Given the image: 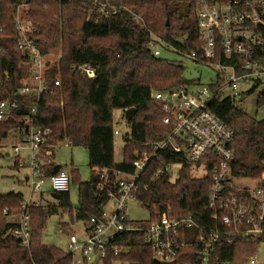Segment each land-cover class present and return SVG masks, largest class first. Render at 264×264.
<instances>
[{"label":"trees","instance_id":"trees-1","mask_svg":"<svg viewBox=\"0 0 264 264\" xmlns=\"http://www.w3.org/2000/svg\"><path fill=\"white\" fill-rule=\"evenodd\" d=\"M108 3L120 11L95 22L92 0H1L0 102L16 98L24 108L12 118L0 121V148L2 141L19 126L18 118L34 106L33 124L51 129L49 142L53 146L67 141L71 147L86 150L90 179L81 181L74 169L69 173L70 184L72 180L78 185L76 208L70 203L68 190L60 193L57 201L30 209L28 248L8 234L15 224L6 221V215L21 212L22 193H0V264H71V256L66 252L42 244L41 233L47 219L59 210L67 212L71 224L73 219L86 222L100 218L110 195L116 193L115 172L132 173L134 153L148 149L149 144L170 132V127L162 123L166 115L161 104L151 99L150 93L195 83L184 78L181 63L154 57L144 46L150 34H154L177 49L196 48L193 0H108ZM22 4L26 5L21 10L22 17L34 29L31 38L39 51L48 56V81L53 85L57 79L60 84L52 94H43L37 104L34 97H17L21 81L30 75L27 57L17 48L14 22L16 8ZM184 37L187 39L182 43L180 39ZM82 64L97 67L96 76L88 78L72 69ZM220 84L221 81L211 88ZM260 85V80L254 81L243 95ZM256 105H264V87L257 95ZM116 110H134L128 120L130 134L125 138L120 163L114 159ZM208 110L233 132L234 159L230 165L233 179L252 180L264 190V119L249 116L230 97L215 96ZM173 162L184 164L175 183H170L167 175L154 176L161 166ZM102 170L106 172L103 174ZM142 177L146 189L136 195V200L148 209L150 216L148 220L137 221V225L146 227L166 213L175 219L191 217L205 232L215 227L207 204L209 174L194 178L190 164L176 153L158 152L149 160ZM236 191L244 195L249 192L241 186ZM60 229L71 233L68 224ZM262 237L235 239L231 245L219 241L217 255L224 263L244 264L257 255ZM131 239L130 251L120 256L110 255L102 264H162L154 258L142 232L134 233ZM198 250L195 246L185 252L191 257L189 261L194 262Z\"/></svg>","mask_w":264,"mask_h":264},{"label":"built area","instance_id":"built-area-1","mask_svg":"<svg viewBox=\"0 0 264 264\" xmlns=\"http://www.w3.org/2000/svg\"><path fill=\"white\" fill-rule=\"evenodd\" d=\"M193 1L198 42L196 48L177 49L154 34H150L144 46L154 57H160V48H165L197 65L210 68L216 73V80L209 86L199 88H192L194 83L150 93V98L161 104L166 115L162 123L170 127V132L149 144L148 149L134 153L132 173L115 172L113 185L116 193L110 195L100 218L84 222L83 236L68 234L69 252L66 254L71 256V264H102L110 255H123L130 251L131 237L136 232H142L144 241L159 263L176 264L182 261L181 264H228L217 255L219 241L231 245L235 239L246 240L263 235L264 190L257 186L253 189L245 187L249 190L246 195L236 191L240 185L233 179L230 168L234 159V135L208 110V104L224 90H229L233 100L240 98L243 101L242 86L250 87L264 74V0ZM92 2L95 22L108 19L120 11L110 6L108 0ZM1 5L0 0V22ZM23 6L26 5L17 6L14 22L18 33L17 48L27 57L30 75L21 81L17 97H34L37 104L43 94H52L60 84L57 79L53 85L48 81V56L39 51L31 38L34 29L22 17ZM2 30L0 25V33ZM186 39L184 37L180 41L184 43ZM72 69L85 77L94 78L97 67L82 64ZM219 81V87L212 89L211 85ZM22 108L24 104L16 98L0 102V121L12 118ZM34 114L33 106L28 113L18 118L19 126L12 131L15 136L12 148L14 167L17 171H25L18 182L28 190V194H22L21 212L18 215H6V221L15 224L8 234L15 236L20 245L26 248L31 240L30 209L57 201L52 198V194L66 192L70 186V176L66 170L60 167L53 173L57 166L53 151L58 145L53 146L49 142L50 128L34 126ZM114 134L117 132L114 131ZM158 152L176 153L190 164V173L194 178L210 175L207 204L215 223L212 230L202 231L191 217L175 219L166 213L146 227L129 219L126 212L128 204L137 202L136 195L146 189L142 172ZM183 165L182 162L164 164L154 176L167 175L168 181L173 184ZM175 167L178 169L175 170ZM199 170L203 171L200 177ZM105 172L102 170L103 174ZM108 205H111L109 209ZM195 246L199 250L196 251L194 262H191V257L185 252ZM244 264H258L257 256L248 258Z\"/></svg>","mask_w":264,"mask_h":264},{"label":"rangeland","instance_id":"rangeland-1","mask_svg":"<svg viewBox=\"0 0 264 264\" xmlns=\"http://www.w3.org/2000/svg\"><path fill=\"white\" fill-rule=\"evenodd\" d=\"M160 58L167 59L169 61H174L181 63L184 67V78L189 81H194L195 86L192 88H199L204 86H209L216 80V73L205 66L197 65L183 57L179 54L168 51L165 48H160ZM261 85L257 87L253 92L247 94L243 101L240 98L234 99V103L237 107L247 113L249 116L256 118L257 120L264 119V105L257 107L256 99L257 95L264 87V74L259 78ZM251 87V86H250ZM245 85L242 86L243 92L250 89ZM231 93L229 90H224L219 94V98L223 99L230 97ZM128 117L126 112L122 110H116L113 113V126L114 131V159L116 163L122 162L123 159V148L125 138L130 134V128L128 125ZM15 143L14 133L11 132L9 136L4 139L1 143L0 148V193L6 194L8 192L22 193L24 196L28 194V190L18 182V178L22 177L24 170L17 171L14 167V158L12 156V148ZM54 162L57 166L66 170L68 173L72 169L77 171V174L81 181L85 182L90 179V169L87 162V152L81 147H71L68 145L67 141L61 142L54 149ZM178 167H175L177 170ZM203 171H198V176H202ZM264 175H262L263 177ZM125 179L130 180L129 177L124 176ZM238 185L242 187L255 188L257 183L248 179L237 180ZM48 188V185L45 186ZM69 198L70 203L73 208L78 206V185L76 182L71 180L69 186ZM49 200V198H46ZM111 205H108L109 209ZM127 215L132 221H145L149 219L150 213L147 208L143 207L141 204L132 201L128 204ZM71 224L69 215L66 211L59 210L57 214L50 216L44 229L41 233V242L47 246H54L61 249L64 252H69L67 247V236L69 233L62 231L60 228L63 224H68L71 233L77 236H83L84 233V222L77 221L73 219ZM257 260L258 264H264V236L257 248ZM115 264H128V263H115Z\"/></svg>","mask_w":264,"mask_h":264},{"label":"water","instance_id":"water-1","mask_svg":"<svg viewBox=\"0 0 264 264\" xmlns=\"http://www.w3.org/2000/svg\"><path fill=\"white\" fill-rule=\"evenodd\" d=\"M126 115H127L128 119L132 118L133 115H134V110L126 111ZM59 168H60L59 166H56L54 171H53V173L57 172L59 170ZM52 198L55 199V200H58L59 199V194H52Z\"/></svg>","mask_w":264,"mask_h":264},{"label":"crops","instance_id":"crops-1","mask_svg":"<svg viewBox=\"0 0 264 264\" xmlns=\"http://www.w3.org/2000/svg\"><path fill=\"white\" fill-rule=\"evenodd\" d=\"M15 137V136H14ZM60 229V228H59Z\"/></svg>","mask_w":264,"mask_h":264}]
</instances>
